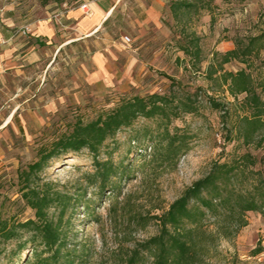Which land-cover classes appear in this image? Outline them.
<instances>
[{
    "label": "rangeland",
    "instance_id": "rangeland-1",
    "mask_svg": "<svg viewBox=\"0 0 264 264\" xmlns=\"http://www.w3.org/2000/svg\"><path fill=\"white\" fill-rule=\"evenodd\" d=\"M182 1L192 6L174 7ZM82 2L0 0V19L12 13L20 29L54 21V15ZM263 31L264 0H117L116 10L97 33L68 46L58 48L57 43L21 34L14 66L4 70L0 84V225L17 233L10 240L0 238V264L35 260L32 231L20 227L35 220L21 196V173L40 148L70 132L76 121L94 120L124 97L165 95L172 114L169 119L139 117L104 143L100 159L133 163L130 178L117 184L118 192L101 194L86 187L84 173L94 170L86 151L53 162L39 176L51 183V193H59L48 210L49 220L61 219L59 264H125L136 246L158 234L154 217L215 162L245 169L235 182L238 187L264 175V39L243 54ZM233 49L238 58L224 63L222 55ZM96 53L103 62L93 58ZM240 70L251 77L257 105L245 93L228 92L224 73ZM244 117L263 125L248 143ZM166 128L185 139V150L176 160H152L151 144L164 145ZM67 198L75 204L61 215ZM245 217L246 226L223 237L207 215L193 234L189 264H264V216L248 212ZM19 246L25 249L21 254ZM142 254L139 264H152L151 254Z\"/></svg>",
    "mask_w": 264,
    "mask_h": 264
},
{
    "label": "trees",
    "instance_id": "trees-1",
    "mask_svg": "<svg viewBox=\"0 0 264 264\" xmlns=\"http://www.w3.org/2000/svg\"><path fill=\"white\" fill-rule=\"evenodd\" d=\"M176 2L173 3L174 7L192 6L187 1ZM263 39L264 31L259 37L251 40L243 54H250L253 43ZM181 50L185 54H191L185 46H181ZM194 56L197 58L198 52L194 53ZM222 56L224 63L238 58L237 49ZM223 76L225 82L229 81L228 92L231 95L245 93L246 98H252L257 105L258 98L251 93L249 74L240 70L236 73H224ZM169 110L168 97L159 93L124 97L115 107L96 119L87 123L76 121L70 132L61 135L49 146L40 148L37 159L28 164L26 170L21 173V196L34 211L35 220L28 219L21 223L20 227L32 231L34 264H59L56 255L63 245L59 231L61 219L59 222L48 219V210L59 200V193H51V183L41 181L39 176L43 171L51 167L53 162L58 163L62 159L86 151L91 155L94 165L93 171L84 173L86 187H95L101 194L107 189L111 193L118 192L117 184L120 180L130 178L133 163L115 164L110 158L100 159L98 156L102 146L117 132L131 127L139 117L152 119L160 116L169 119V114H172ZM185 111L191 112L190 109ZM243 122L244 140L248 143L263 125L254 117H244ZM162 139L165 140L164 145L161 141L151 144L154 147L152 160H176L184 152L183 137L171 134L166 128ZM244 174L245 169H240L239 166L213 163L209 171L186 187L166 211L154 217L159 227L158 234L136 246L125 264H139L145 251L151 254L152 264H189L194 254L193 234L200 228L207 215L214 218L218 230H223V237H229L246 226V213L259 212L264 216V175L259 173V177L248 187H238L235 182ZM71 201L67 198L62 203L61 215L69 205L74 206L75 203L71 204ZM16 234L15 228L0 225V238L10 240L17 237ZM37 246L42 249L38 251ZM19 249V254L25 250L23 246H19ZM66 264H72V261H67Z\"/></svg>",
    "mask_w": 264,
    "mask_h": 264
},
{
    "label": "crops",
    "instance_id": "crops-1",
    "mask_svg": "<svg viewBox=\"0 0 264 264\" xmlns=\"http://www.w3.org/2000/svg\"><path fill=\"white\" fill-rule=\"evenodd\" d=\"M82 4L86 5V11L81 6L70 8L63 13L54 15V21L51 19L40 20L29 25L28 34L39 41L57 43L58 48L84 40L97 33L112 16L116 10L117 0H83ZM0 21L2 23L0 39L6 41L0 47V84H2L6 76L4 70L14 66L13 53L18 46V37L21 34L16 29V15L8 13ZM93 58L104 61L103 55L100 53H96Z\"/></svg>",
    "mask_w": 264,
    "mask_h": 264
},
{
    "label": "built area",
    "instance_id": "built-area-1",
    "mask_svg": "<svg viewBox=\"0 0 264 264\" xmlns=\"http://www.w3.org/2000/svg\"><path fill=\"white\" fill-rule=\"evenodd\" d=\"M81 6V8L82 9H85V7H86V5L85 4H81L80 5ZM85 11H86V9H85ZM18 32L20 33V34H27V33H29V26L27 25V26H23V27H21L20 29H18ZM124 42H129V38L128 37H124ZM6 43V41L5 40H3V39H0V47L2 46V45H4Z\"/></svg>",
    "mask_w": 264,
    "mask_h": 264
}]
</instances>
